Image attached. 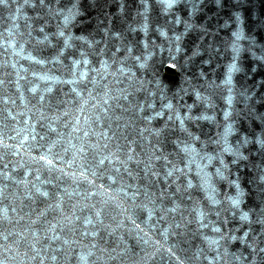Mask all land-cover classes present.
Listing matches in <instances>:
<instances>
[{
    "label": "water",
    "instance_id": "obj_1",
    "mask_svg": "<svg viewBox=\"0 0 264 264\" xmlns=\"http://www.w3.org/2000/svg\"><path fill=\"white\" fill-rule=\"evenodd\" d=\"M0 264H264V0L0 2Z\"/></svg>",
    "mask_w": 264,
    "mask_h": 264
},
{
    "label": "flooded vegetation",
    "instance_id": "obj_2",
    "mask_svg": "<svg viewBox=\"0 0 264 264\" xmlns=\"http://www.w3.org/2000/svg\"><path fill=\"white\" fill-rule=\"evenodd\" d=\"M166 71H167V72H169V73H171V71H170V70H168V69H166Z\"/></svg>",
    "mask_w": 264,
    "mask_h": 264
},
{
    "label": "snow or ice",
    "instance_id": "obj_3",
    "mask_svg": "<svg viewBox=\"0 0 264 264\" xmlns=\"http://www.w3.org/2000/svg\"><path fill=\"white\" fill-rule=\"evenodd\" d=\"M0 2H3V0H0ZM234 203H236V201H234Z\"/></svg>",
    "mask_w": 264,
    "mask_h": 264
}]
</instances>
